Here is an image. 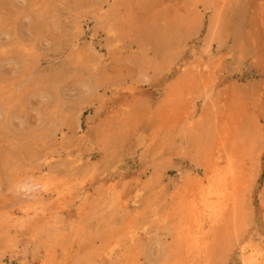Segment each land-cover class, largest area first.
Wrapping results in <instances>:
<instances>
[{
    "label": "rangeland",
    "instance_id": "374dc122",
    "mask_svg": "<svg viewBox=\"0 0 264 264\" xmlns=\"http://www.w3.org/2000/svg\"><path fill=\"white\" fill-rule=\"evenodd\" d=\"M220 1L0 0V264H84L91 242L99 246L108 223L122 216L108 207L110 195L77 197L61 209L59 195L36 187L46 171L72 174L70 161L83 159L72 175L98 192L117 179L132 196L138 177L149 178L133 224L150 226L153 209L193 165L159 157L149 126L132 133L121 109H153L168 51L176 46L186 58L204 38L209 6ZM225 17L228 43L213 44L224 55L219 82L239 95L259 130L241 243L264 258V0H229ZM165 234L141 241L144 264H168ZM226 238L201 264H240ZM54 254L57 263L49 260ZM120 258L113 264H126Z\"/></svg>",
    "mask_w": 264,
    "mask_h": 264
},
{
    "label": "bare ground",
    "instance_id": "6f19581e",
    "mask_svg": "<svg viewBox=\"0 0 264 264\" xmlns=\"http://www.w3.org/2000/svg\"><path fill=\"white\" fill-rule=\"evenodd\" d=\"M203 1L208 5L209 0ZM228 5L229 0H221L218 5L209 6L214 13L209 17L204 38L194 43L186 58L178 47L170 48L164 60L165 86L158 93L156 107L141 111L125 104L121 109L132 133L142 122L149 126L151 143L159 157L169 162L174 161V156L180 160L187 158L193 165L191 171L179 175L168 194L163 192V199L153 209L150 226L133 224L149 178L138 177L132 196L125 184L122 189L117 187V179L103 186L101 192L87 189L85 180L77 181L72 175L79 173L83 161L80 159L69 163L72 174L67 176L72 177L73 185L68 186L67 176L54 177L50 171L35 179L36 187L60 196L57 206L61 209L77 197L84 196L88 201L102 193L110 195L108 207L122 214L105 225L99 246L96 241L91 242L84 264H113L117 256L126 264H144L137 248L142 240L159 231L170 239L162 249L168 264H201L226 236L231 237L228 245L231 250L236 249L240 264H264V258L252 243H241L246 198L255 181L253 172L258 163L255 157L258 123L231 87H221L224 55L219 56L213 45L216 43V48H220L228 43L225 26ZM200 8L194 4L192 13L201 17ZM158 186L162 187V182ZM33 213L39 214L37 209ZM70 246L68 243L66 251ZM49 260L57 263L60 258L54 254Z\"/></svg>",
    "mask_w": 264,
    "mask_h": 264
}]
</instances>
